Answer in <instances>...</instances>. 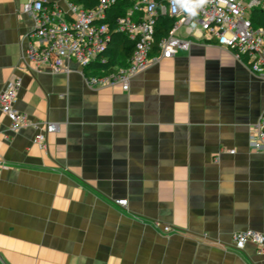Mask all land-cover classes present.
<instances>
[{
  "label": "crops",
  "instance_id": "crops-1",
  "mask_svg": "<svg viewBox=\"0 0 264 264\" xmlns=\"http://www.w3.org/2000/svg\"><path fill=\"white\" fill-rule=\"evenodd\" d=\"M27 1L0 0V90L19 78L13 106L38 122L12 130L0 111V264H264L232 245L264 234V156L247 145L264 81L200 37L127 91L88 85L71 60L32 72ZM45 121L58 130L40 147Z\"/></svg>",
  "mask_w": 264,
  "mask_h": 264
},
{
  "label": "built area",
  "instance_id": "built-area-1",
  "mask_svg": "<svg viewBox=\"0 0 264 264\" xmlns=\"http://www.w3.org/2000/svg\"><path fill=\"white\" fill-rule=\"evenodd\" d=\"M255 9L264 12V0H97L91 8L69 0L61 7L28 0L23 10L31 18L32 28L25 34L24 56L32 72L46 65L51 72H68L64 62L71 60L78 64L88 85L127 91L131 79L150 64L188 51L193 37L213 38L264 81V26L253 25L251 12ZM164 16L172 23L155 39L157 19ZM112 31L133 44L123 64L112 63L105 54ZM19 86V78L6 80L0 90V111L12 130L37 128V121L13 106ZM57 130L56 123L45 121L34 142L46 146L47 135ZM247 145L264 156V106L250 124ZM228 151L233 153L234 149ZM114 202L125 207L127 200L117 198ZM163 229L171 230L168 226ZM248 243L264 252L263 233L254 229L233 232L235 249L241 250Z\"/></svg>",
  "mask_w": 264,
  "mask_h": 264
},
{
  "label": "trees",
  "instance_id": "trees-1",
  "mask_svg": "<svg viewBox=\"0 0 264 264\" xmlns=\"http://www.w3.org/2000/svg\"><path fill=\"white\" fill-rule=\"evenodd\" d=\"M69 1L80 4L84 8H91L97 2V0H69ZM116 9H120V8L117 7ZM251 20L253 22V25L255 26L258 25L264 26V12L259 9L253 10L251 12ZM171 23L172 20L169 17H165V16L159 17L156 22L155 39H158L161 36H163L167 32ZM132 47L133 44L129 39L123 37L120 33L112 31L111 38L107 46V49L105 51V54L109 55L110 60H112V63L123 64V62L128 58L129 54L131 53Z\"/></svg>",
  "mask_w": 264,
  "mask_h": 264
}]
</instances>
